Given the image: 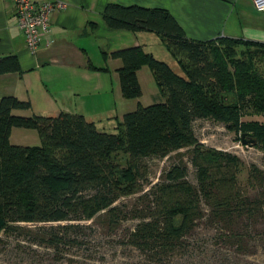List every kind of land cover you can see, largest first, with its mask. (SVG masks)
Segmentation results:
<instances>
[{"label": "trees", "instance_id": "trees-1", "mask_svg": "<svg viewBox=\"0 0 264 264\" xmlns=\"http://www.w3.org/2000/svg\"><path fill=\"white\" fill-rule=\"evenodd\" d=\"M102 18L113 30L158 35L177 71L141 47L104 54L121 61L124 99L141 97L137 72L143 67L163 99L138 104L116 119L113 133L78 114L20 116L14 112L29 111V101L0 99V264H18L26 252L32 264H90L99 256L97 228L133 253L122 264L201 262L209 244L256 264L249 257L264 238L258 230L264 171L251 165L241 184L239 159L202 147L192 127L199 120L223 122L264 149V122L242 121L250 110L264 115V44L189 39L163 9L110 3ZM12 73L21 74L17 58L0 57V76ZM12 129L36 131L40 145L11 144ZM183 149H189L195 183L179 161L147 190L139 187L141 161ZM138 187L144 193L133 206L117 205ZM126 221L132 226L124 227Z\"/></svg>", "mask_w": 264, "mask_h": 264}, {"label": "crops", "instance_id": "crops-1", "mask_svg": "<svg viewBox=\"0 0 264 264\" xmlns=\"http://www.w3.org/2000/svg\"><path fill=\"white\" fill-rule=\"evenodd\" d=\"M35 1H57L65 8L52 12L49 35L32 55L26 49L23 34L18 28L13 0H0V57L14 55L21 69V74L0 76V99L14 96L29 101V111L14 112L20 116L78 114L92 122L102 119L97 126L105 124L102 122L106 119V123L114 127L116 119L120 120L134 111L138 104L143 105L140 98L144 94V80L154 82L153 77L143 71L145 67L137 72L141 97L123 101L129 104L127 112L119 114L116 111L117 103L124 100L117 74L121 61L104 59V54L109 56L120 50L141 47L146 53L155 55L152 46L163 42L158 35L149 32L134 34L127 30L110 29L102 18L104 9L110 3L123 7L163 9L192 40L209 41L226 37L264 44V13L258 12L251 0ZM90 65L105 70H93ZM34 75L37 81L32 92V83H28L27 88L24 86L29 81L26 79H33ZM153 84L151 91L158 97L159 91ZM14 130L19 129H12L10 142Z\"/></svg>", "mask_w": 264, "mask_h": 264}, {"label": "rangeland", "instance_id": "rangeland-1", "mask_svg": "<svg viewBox=\"0 0 264 264\" xmlns=\"http://www.w3.org/2000/svg\"><path fill=\"white\" fill-rule=\"evenodd\" d=\"M152 52L155 55L154 58L158 61L164 62L169 65L171 68L177 71L175 66L174 58L169 50L165 47L163 43H159L152 46ZM143 71H147L150 76H152L148 67H145ZM33 79L26 82L24 88L28 87L30 83H32L31 90L35 91L34 84L37 81L36 76H32ZM144 80L143 84V97L140 98L143 106H149L155 103L163 102L160 96H154V92L151 91L152 83H154L153 87H156L155 82H150ZM29 83V84H28ZM23 85V82L21 83ZM28 85V86H27ZM157 89V88H156ZM152 92V93H151ZM35 94V93H33ZM122 97V96H121ZM123 98V97H122ZM124 99V98H123ZM124 100H120L117 103L116 111L119 114H123V112H127L128 102H124ZM136 101H134L135 103ZM132 103V102H130ZM135 110V109H134ZM264 115L260 113H253L251 110L249 112H245L242 121H254L262 123L264 122ZM97 117V116H95ZM102 119H95L93 121L96 125L101 124L99 122ZM105 123L102 126H97L99 131H104L107 133L115 132V126H110V124L106 123V119L102 122ZM193 132L195 138L198 140V143L207 150H215V151H223L230 153L236 156L242 164V173L240 175L241 184L245 183L247 170L251 165H254L264 171V149L258 144H248L250 138H244L247 144H242V137L240 134H236L233 130L229 129L223 122L215 121V120H199L193 123ZM40 137L34 130H14L13 135L11 137V144L13 145H22V146H39L40 145ZM179 161H183L188 166V180L191 183H195L194 172L189 163V149H183L178 152H174L170 154L169 157L165 159H146L139 163L140 169V182L138 183L139 187L147 190L150 186L149 184H155L160 179L161 175L171 166L172 164L179 163ZM123 162V161H122ZM139 187L135 191V193L131 194L129 197H121L117 202V205H125V206H133L135 204V199L141 196L143 192L138 193ZM132 222L126 221L123 223L124 227H131ZM260 232L264 233V225L258 227ZM98 233L95 238V243L93 246L99 248V256L97 260L90 261V264H122L123 261L132 259L133 253L130 252L129 249H122L118 245H116L115 235L110 238L107 234L102 232L101 228H97ZM264 236V235H263ZM209 237V234L203 236V238ZM263 241V242H262ZM262 241L257 243L256 253L249 257V260L256 264H264V238ZM209 250L205 258L200 262L199 259H186L185 262L181 264H242L244 257L232 255V252L228 253L222 248L220 245L216 246L215 244L212 246L209 244ZM19 252V251H18ZM81 257L86 258V254H80ZM21 258V259H20ZM20 258H16V263L18 264H32L30 261V256L26 253L20 254ZM24 259V260H23ZM248 259V258H247ZM190 261V262H189ZM189 262V263H188Z\"/></svg>", "mask_w": 264, "mask_h": 264}, {"label": "built area", "instance_id": "built-area-1", "mask_svg": "<svg viewBox=\"0 0 264 264\" xmlns=\"http://www.w3.org/2000/svg\"><path fill=\"white\" fill-rule=\"evenodd\" d=\"M254 8L264 13V0H251ZM17 25L23 34L26 49L33 55L50 32V15L62 11L61 2H36L35 0H13Z\"/></svg>", "mask_w": 264, "mask_h": 264}, {"label": "water", "instance_id": "water-1", "mask_svg": "<svg viewBox=\"0 0 264 264\" xmlns=\"http://www.w3.org/2000/svg\"><path fill=\"white\" fill-rule=\"evenodd\" d=\"M245 136H242V144H247L248 142L244 141ZM256 143V141L254 139H250L248 144L254 145Z\"/></svg>", "mask_w": 264, "mask_h": 264}]
</instances>
